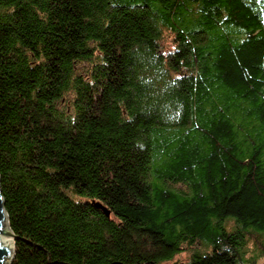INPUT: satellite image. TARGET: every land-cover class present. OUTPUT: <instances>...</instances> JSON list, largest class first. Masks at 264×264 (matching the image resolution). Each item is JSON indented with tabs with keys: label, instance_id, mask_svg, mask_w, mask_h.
Masks as SVG:
<instances>
[{
	"label": "trees",
	"instance_id": "obj_1",
	"mask_svg": "<svg viewBox=\"0 0 264 264\" xmlns=\"http://www.w3.org/2000/svg\"><path fill=\"white\" fill-rule=\"evenodd\" d=\"M0 190L7 264H264V0H0Z\"/></svg>",
	"mask_w": 264,
	"mask_h": 264
},
{
	"label": "water",
	"instance_id": "obj_2",
	"mask_svg": "<svg viewBox=\"0 0 264 264\" xmlns=\"http://www.w3.org/2000/svg\"><path fill=\"white\" fill-rule=\"evenodd\" d=\"M7 215L4 209V200L0 190V264L11 263L14 256L15 235L7 224Z\"/></svg>",
	"mask_w": 264,
	"mask_h": 264
},
{
	"label": "rangeland",
	"instance_id": "obj_3",
	"mask_svg": "<svg viewBox=\"0 0 264 264\" xmlns=\"http://www.w3.org/2000/svg\"><path fill=\"white\" fill-rule=\"evenodd\" d=\"M13 241H14V239H13ZM14 248H15V245H14ZM250 249H254V247L252 246V244H250ZM187 259H188L187 254L186 253H182V254L179 255V259L178 260L179 261L186 262Z\"/></svg>",
	"mask_w": 264,
	"mask_h": 264
}]
</instances>
